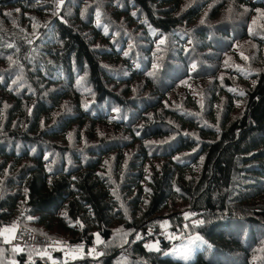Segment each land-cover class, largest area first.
<instances>
[{"label": "trees", "instance_id": "trees-1", "mask_svg": "<svg viewBox=\"0 0 264 264\" xmlns=\"http://www.w3.org/2000/svg\"><path fill=\"white\" fill-rule=\"evenodd\" d=\"M58 3L0 0V233L85 248L0 264H264V0Z\"/></svg>", "mask_w": 264, "mask_h": 264}, {"label": "built area", "instance_id": "built-area-1", "mask_svg": "<svg viewBox=\"0 0 264 264\" xmlns=\"http://www.w3.org/2000/svg\"><path fill=\"white\" fill-rule=\"evenodd\" d=\"M15 239H11L10 243L14 246H29L33 248L46 247L52 253V260L56 261V251L61 249L65 252L80 253L84 251L85 245L82 242H57L54 238L42 236L26 227L15 226Z\"/></svg>", "mask_w": 264, "mask_h": 264}, {"label": "rangeland", "instance_id": "rangeland-1", "mask_svg": "<svg viewBox=\"0 0 264 264\" xmlns=\"http://www.w3.org/2000/svg\"><path fill=\"white\" fill-rule=\"evenodd\" d=\"M5 238L8 240H11V234H4ZM200 246L199 244H195V245H187L186 247H183L182 249H175V250H170L168 251V254L178 260H183L185 262H188L189 260H191L193 258V255L195 253V251L197 249H199ZM172 251V252H171ZM171 252V253H170ZM64 254V256H68V257H74L76 253H72V252H66V254L64 252H62ZM58 260L54 261L57 262Z\"/></svg>", "mask_w": 264, "mask_h": 264}, {"label": "snow or ice", "instance_id": "snow-or-ice-1", "mask_svg": "<svg viewBox=\"0 0 264 264\" xmlns=\"http://www.w3.org/2000/svg\"><path fill=\"white\" fill-rule=\"evenodd\" d=\"M63 4V0H59V3H58V7L59 6H61ZM163 43V41H161V44ZM125 55H127V53H125ZM193 67V70L195 69V65H193L192 66ZM186 218H187V216H186ZM198 223H202V221H198ZM161 227H164V228H166L167 227V223L165 222L164 224H162L161 225ZM11 234V239H15L16 238V236H15V226L13 225L12 227H6V228H4L3 229V232L2 233H0V234ZM196 239L197 240H199L200 238L199 237H196ZM5 243H10V240H8V239H5V241H4ZM148 247H150V248H152V247H155V245H150V246H148ZM14 251H20V249H18V248H16V249H14ZM95 250L93 249V252H94ZM44 254H46V253H44Z\"/></svg>", "mask_w": 264, "mask_h": 264}, {"label": "water", "instance_id": "water-1", "mask_svg": "<svg viewBox=\"0 0 264 264\" xmlns=\"http://www.w3.org/2000/svg\"><path fill=\"white\" fill-rule=\"evenodd\" d=\"M55 256L58 258V260H61V255H60V253H56Z\"/></svg>", "mask_w": 264, "mask_h": 264}]
</instances>
